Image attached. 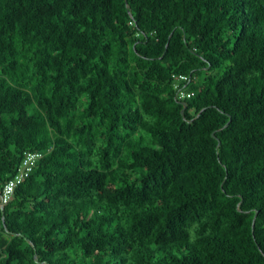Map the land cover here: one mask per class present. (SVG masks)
<instances>
[{
    "label": "trees",
    "instance_id": "1",
    "mask_svg": "<svg viewBox=\"0 0 264 264\" xmlns=\"http://www.w3.org/2000/svg\"><path fill=\"white\" fill-rule=\"evenodd\" d=\"M37 150L0 264H264V0H0V189Z\"/></svg>",
    "mask_w": 264,
    "mask_h": 264
},
{
    "label": "built area",
    "instance_id": "2",
    "mask_svg": "<svg viewBox=\"0 0 264 264\" xmlns=\"http://www.w3.org/2000/svg\"><path fill=\"white\" fill-rule=\"evenodd\" d=\"M185 78V76H179ZM182 96L184 92H181ZM193 93H187V96ZM43 152L37 151H25L16 172L5 182L3 187L0 189V209L1 207L11 198L14 189L20 183H22L32 171L36 162L42 157Z\"/></svg>",
    "mask_w": 264,
    "mask_h": 264
},
{
    "label": "water",
    "instance_id": "3",
    "mask_svg": "<svg viewBox=\"0 0 264 264\" xmlns=\"http://www.w3.org/2000/svg\"><path fill=\"white\" fill-rule=\"evenodd\" d=\"M1 212H2V214H3V207L1 208Z\"/></svg>",
    "mask_w": 264,
    "mask_h": 264
},
{
    "label": "clouds",
    "instance_id": "4",
    "mask_svg": "<svg viewBox=\"0 0 264 264\" xmlns=\"http://www.w3.org/2000/svg\"><path fill=\"white\" fill-rule=\"evenodd\" d=\"M3 206H4V205H3ZM3 206H2V207H3ZM2 207H1V208H2ZM0 210H1V209H0Z\"/></svg>",
    "mask_w": 264,
    "mask_h": 264
}]
</instances>
